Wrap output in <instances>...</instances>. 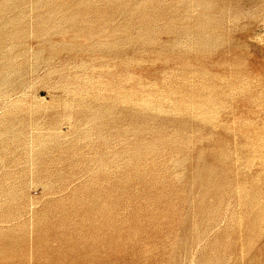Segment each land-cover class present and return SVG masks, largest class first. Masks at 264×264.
I'll return each instance as SVG.
<instances>
[{"label": "rangeland", "instance_id": "rangeland-1", "mask_svg": "<svg viewBox=\"0 0 264 264\" xmlns=\"http://www.w3.org/2000/svg\"><path fill=\"white\" fill-rule=\"evenodd\" d=\"M0 264H264V0H0Z\"/></svg>", "mask_w": 264, "mask_h": 264}]
</instances>
